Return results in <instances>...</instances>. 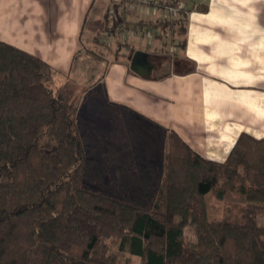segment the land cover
I'll return each instance as SVG.
<instances>
[{
  "label": "trees",
  "instance_id": "1",
  "mask_svg": "<svg viewBox=\"0 0 264 264\" xmlns=\"http://www.w3.org/2000/svg\"><path fill=\"white\" fill-rule=\"evenodd\" d=\"M127 8L128 0H120L114 14L107 9L96 45L103 44L102 31L117 37L121 26L131 25ZM187 23L182 9L156 25L183 36L178 44L185 49ZM119 44L129 47L131 60L138 48ZM87 90L41 57L0 41V264H128L120 259L124 251L142 264H264V225L258 223L264 137L242 132L219 161L176 130L145 123L140 138L149 149L161 145L159 168L153 157L140 158L139 142L133 151L118 146L105 182L109 170L87 154L77 119ZM211 191L246 202L210 219L205 198ZM191 220L196 240L188 244Z\"/></svg>",
  "mask_w": 264,
  "mask_h": 264
},
{
  "label": "crops",
  "instance_id": "2",
  "mask_svg": "<svg viewBox=\"0 0 264 264\" xmlns=\"http://www.w3.org/2000/svg\"><path fill=\"white\" fill-rule=\"evenodd\" d=\"M95 1L0 0V41L79 81L83 69L73 67V58L83 50ZM171 1L188 11L186 47L172 61L174 71L144 77L131 73L124 58L107 73L110 94L133 108L123 95L142 99L146 117L174 128L203 156L224 161L242 132L264 137V0ZM129 8L134 17L143 13Z\"/></svg>",
  "mask_w": 264,
  "mask_h": 264
},
{
  "label": "rangeland",
  "instance_id": "3",
  "mask_svg": "<svg viewBox=\"0 0 264 264\" xmlns=\"http://www.w3.org/2000/svg\"><path fill=\"white\" fill-rule=\"evenodd\" d=\"M118 1L120 0H96L94 2L83 30V51L77 64L83 69L82 74L77 78L79 82L88 86V90L82 96L77 119L82 126L87 154L91 158L104 163V167L109 170L103 179L105 182L110 179V171L115 168L116 157L113 149L118 146H122L124 151H133L131 148L132 144L139 142L136 144L140 146L135 150L140 153V158L153 157L155 167L159 168L160 156L158 154L162 150L161 145L157 144L153 149H149L140 138L141 132L146 130L145 123L156 125L157 131L163 127L174 129L171 126H166L146 117L142 113V99L136 101L133 97L128 98L127 94L123 95V101L128 103L130 100L134 101V104H130L134 105L136 109L126 104H119L115 99L118 96L110 94L112 88L106 80L109 68L114 62L126 58V54L130 51L129 47L121 46L119 43L128 41L129 44L134 43V46L138 49L153 53L151 57L158 60L160 62L159 65L164 64V66H167L161 72L163 74L161 76H167L174 71L172 69V61L175 58V61H179V57H182L183 48L178 43L184 37L171 31L164 32L156 24L161 19L179 17L182 9L188 16L186 7L176 11L175 15H171L169 10L165 8L170 4L169 0H162L163 7L144 5L143 2L140 4L138 2H128L127 15L131 25L128 28L121 26L117 37L110 36L106 31H102L101 39L103 44L98 46L94 39L98 32L105 27L104 14L108 8H111L113 12L110 14H114V8ZM129 5L143 13H139L138 16L134 17L130 13L132 10ZM133 25V28L137 31V37L133 29H131ZM89 51H95L96 55L101 56V59L91 56ZM130 61L128 60L127 62L128 66ZM118 71L120 70L118 69ZM130 72L133 73L132 70ZM116 76L118 75L114 73V80ZM205 199L210 219L224 218L227 216L229 205H242L246 202L244 196L232 193L228 194L224 199H218L212 191L207 193ZM192 217L193 215H191V219ZM258 223L264 225V213L258 216ZM185 240L188 244H192L196 240L195 225L192 220L185 227ZM113 246L114 250L118 251V243L113 244ZM120 259L128 264H142L140 257L125 251L120 253Z\"/></svg>",
  "mask_w": 264,
  "mask_h": 264
},
{
  "label": "water",
  "instance_id": "4",
  "mask_svg": "<svg viewBox=\"0 0 264 264\" xmlns=\"http://www.w3.org/2000/svg\"><path fill=\"white\" fill-rule=\"evenodd\" d=\"M149 56L150 54L144 50H136L130 61V69L144 77H147L153 70L161 69L164 64L156 65L150 62Z\"/></svg>",
  "mask_w": 264,
  "mask_h": 264
},
{
  "label": "built area",
  "instance_id": "5",
  "mask_svg": "<svg viewBox=\"0 0 264 264\" xmlns=\"http://www.w3.org/2000/svg\"><path fill=\"white\" fill-rule=\"evenodd\" d=\"M128 2H133L136 3L138 2L140 3H144V5H152V6H160L163 7V3L162 0H128ZM165 8H167V10H169L171 15H175L176 11H179L182 7V5L176 1H171L170 0V4H168Z\"/></svg>",
  "mask_w": 264,
  "mask_h": 264
},
{
  "label": "flooded vegetation",
  "instance_id": "6",
  "mask_svg": "<svg viewBox=\"0 0 264 264\" xmlns=\"http://www.w3.org/2000/svg\"><path fill=\"white\" fill-rule=\"evenodd\" d=\"M152 55L149 56V60L152 63H155L156 65H159L160 62H158V60L154 59L153 57H151ZM163 70L162 69H157V70H153L151 71V73L147 76V77H155V76H159L160 74H162Z\"/></svg>",
  "mask_w": 264,
  "mask_h": 264
}]
</instances>
